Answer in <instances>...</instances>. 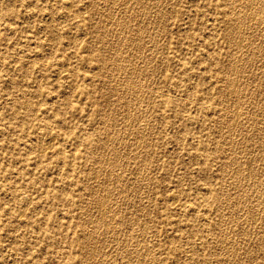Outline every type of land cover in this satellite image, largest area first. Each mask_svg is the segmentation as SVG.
Instances as JSON below:
<instances>
[{"label": "rangeland", "instance_id": "rangeland-1", "mask_svg": "<svg viewBox=\"0 0 264 264\" xmlns=\"http://www.w3.org/2000/svg\"><path fill=\"white\" fill-rule=\"evenodd\" d=\"M11 1L0 0V8H2L4 4L7 5L8 8L6 12L0 14V264H227V262L228 264H264V163L261 162V160H264V126H262L264 125V119L262 120L261 118V115H264V108L262 109V107H264V51L262 52V50H264V34L262 33L264 31V25H262L264 22V15H261L264 11V7L262 8L264 3L263 5L261 3L264 2V0H260V2L259 0H247L248 2L243 0H234L235 2H233V0H157L155 2L153 0H150L151 2L149 0H143V4H145L146 7L149 6L147 9L149 11L152 9L147 13L143 12V10L137 6L139 3H137L136 0H127L128 2L126 1V3L125 0H119L118 2L116 0H104V2L103 0H70V3H68L69 0ZM105 2L110 4L109 8L111 7L113 9L116 7V9H113L115 12L110 8V13L113 12V14H109L110 9L108 8V3L106 4ZM133 2L136 3L134 4ZM152 2L153 4H151ZM58 3H60V6ZM146 3L149 5L147 6ZM10 4L12 5L11 7ZM132 4L133 6L131 7ZM154 4L155 8L153 7ZM62 5L64 6L62 7ZM128 5L129 11L127 10ZM244 6H246L245 9ZM159 7L160 9H158ZM234 7L237 8L235 9ZM65 8L67 9L65 10ZM121 8L123 9L122 14ZM162 8L164 10H161ZM130 9H133L134 14L138 16L135 15L134 17V15H132L133 11L130 12ZM156 9L158 11H156ZM252 9L255 10V12H252ZM257 9L259 10L257 11ZM118 10L120 11L118 12ZM240 10H245L247 14ZM260 10L263 11H261L259 15ZM164 13L167 14L165 15L167 16L166 18L163 15ZM13 14L16 15L14 16ZM142 14H145L146 20ZM148 14L150 15L148 16ZM235 14L239 16V18H237L239 21H236L235 18L237 15ZM71 15H73L72 18ZM114 15L118 16V19L114 17ZM158 15L164 19L162 27L154 24L155 19H157L158 22L160 21ZM241 15L242 18H240ZM52 16H55L54 19ZM126 16L128 18L130 17V20H128V18L125 19L132 28L130 26L129 28L127 25L126 28H124L125 30L122 28L123 32L120 30L121 26L119 23L120 20L124 19L123 17ZM115 18L120 20L117 21ZM137 18H139V20H137ZM149 18L150 21L151 19H153V21L150 22ZM57 19L58 21L60 19V21L58 22ZM91 19L95 20L92 21ZM234 20L236 22H234ZM242 20L243 22L247 21V23H243ZM104 21H106V23ZM164 21L168 23L166 24ZM130 22H133L132 24L134 25H131ZM158 22L155 21V23ZM38 23L41 24L38 25ZM252 23H258V25ZM259 23L262 24L260 25ZM3 24L5 26H3ZM104 25L108 28L106 29ZM140 25L144 26L145 30L143 31L146 32L147 29V32H142L140 36H137L136 29ZM236 25L238 26L236 27ZM111 26H114L118 31L113 28L111 29ZM148 26H150L149 29L151 33L148 32ZM157 26L160 27V30ZM156 27L157 29H154ZM208 27L211 29H208ZM253 27L255 28L254 30ZM235 28L238 29L236 30ZM133 29H135V31ZM126 30L130 32H126ZM162 30H164V33ZM232 30L234 32H232ZM255 30L258 33H256ZM252 31L253 33H251ZM58 33L60 35H58ZM76 33L79 35L77 36ZM152 33L155 35H152ZM234 33L236 34L234 35ZM240 33L243 34L241 37L246 35L245 38L243 37L244 40L240 37ZM112 34L115 35L112 36ZM118 34L121 36L123 34L122 38H124L125 35V38L128 36L126 39L128 40L127 47L131 45V50L132 47L135 46L133 43H140L141 49H139V52H142V55L136 51L138 49L134 47V58L130 56L132 53L131 50H128L130 47L125 48L126 45H123V47L117 46L118 48H116L118 41L121 39V36L119 35L118 37ZM259 34L262 37L258 36ZM156 35L157 37L154 38L155 40H152V37ZM247 35L250 37H247ZM80 36L82 38H79ZM110 37H113L111 38L112 40ZM129 37L131 38L129 39ZM43 38L46 41L43 40ZM157 38H159L158 41ZM235 38H237L238 41ZM251 38L254 40L252 39V41L249 42L248 40H251ZM76 39H78V43ZM147 39L152 41H148ZM228 39L232 41H230V44ZM112 41L115 44H112ZM153 41H155V43L157 42L156 46ZM245 41L247 44H250L247 45ZM253 41L256 43H253ZM149 42L150 44H148ZM152 43L157 48L153 47ZM228 44L230 46H228ZM237 44H239L238 46H240V48H238ZM257 45L258 50L254 47H257ZM248 46H250L249 49L247 48ZM251 46L254 47L252 49L258 51V54L255 50H251L253 54H251V51V53L249 51L247 52V50L251 49ZM98 47L100 48L98 49ZM145 47L148 49L150 48V52ZM134 49L136 53L138 52L137 55L136 53L134 54ZM241 50H243V52ZM115 51L119 52L116 54ZM145 51H148V56H143V53L147 54ZM230 51L233 53L235 51L236 55L233 53L231 55ZM259 52L261 53L259 54ZM120 53H123L121 54L122 56L118 55ZM242 53H247V55L245 54L246 57H244ZM110 55L111 57L109 59L108 56ZM206 55L207 57H205ZM117 56L118 58L122 57L125 61L122 63L123 59L119 58L118 60ZM145 57L150 64H145ZM237 57L238 59H235ZM249 58L251 60H249ZM126 59H128L130 63ZM139 59L142 62L139 61L138 63ZM254 59L256 61H254ZM237 60L238 62H236ZM116 61L118 63H116ZM131 61H134V63ZM249 61H252V66ZM240 62L242 64H240ZM113 63H116L114 64L116 67H113ZM121 63L127 68L121 65ZM131 63L135 64V66H131ZM140 63L143 64L141 65ZM253 64H256V66ZM260 64H263L262 67ZM120 65L122 68L124 67V70L128 69V67L130 70L124 72L122 71L123 69L120 70ZM241 66H243V68ZM47 67L50 69H47ZM137 67H141L143 70L145 67V71H149L151 75L153 74L154 77L155 75L158 77L154 78L151 75L149 77L147 75H142L140 76L142 77L141 79L136 75L139 69ZM248 67L250 69L252 68L250 72ZM148 68L151 69L149 70ZM158 68L159 71L157 70ZM228 68H231L232 71L228 70ZM244 68L248 70H244ZM254 68L256 70L258 69V72H256ZM64 69H66V71ZM156 70L157 73L155 74ZM241 71H245L243 72V76L246 74L245 78L242 76ZM57 72L58 74H56ZM126 72L129 73V76ZM253 72L256 74L261 73L260 76L259 74L256 76H259V79L255 77L256 80H260L261 82L258 83V81L254 80L253 76H255V74ZM4 73L7 76L4 75ZM121 73L127 76L126 79L124 75V77H122ZM133 75L136 76L134 77ZM110 76L113 77L111 78ZM132 77L135 79L133 78L132 80ZM122 78L125 81L122 80ZM260 78H262V80ZM56 80L57 82H55ZM131 80L136 85L131 86ZM140 80H142L141 83L139 82ZM243 81H247V83ZM120 82H122V84ZM124 83L129 85L128 89L130 90L133 88L140 90H136L137 92L135 93L137 94L133 91L129 94L127 91L130 92V90L127 89V84ZM233 83L236 85L233 86ZM256 83L258 84L256 85ZM84 85H90V94L83 91L82 86ZM238 85H240V90H238ZM137 86L142 87L140 88ZM249 86H251V88L253 87V89L250 88L249 90ZM260 87H262L261 89L263 92L259 89ZM143 88L146 90H143ZM247 89L248 91L242 93L243 90ZM258 90H260L262 94ZM38 91H40L38 93L39 95H36ZM254 91H256V93H254ZM41 92H43V94ZM44 93H47V95ZM118 94L120 96H118ZM225 94L228 97H225ZM134 95H137V97L135 96L134 98ZM247 95L249 96L247 97ZM138 96H140L139 99ZM239 96L243 98L241 99ZM116 97L118 99L117 101H115ZM132 97L134 99H132ZM231 97H234V99H231ZM123 98H125V102ZM27 99L33 107V111L30 113L26 112L25 108L21 105L22 102ZM121 99L122 101H120ZM142 99L146 100L143 101ZM232 100L234 101L232 102ZM241 100H247V103ZM109 101L110 106L112 105L111 107H109ZM133 101H135L136 104ZM137 101L141 103H137ZM111 102L116 103L113 104ZM118 102H120V104H117ZM236 102L239 103L237 104ZM130 104L132 105V109ZM106 105H108L109 110H114L111 112L108 111ZM120 105L122 107L124 106L126 109L124 110V107L122 108ZM241 105L244 106V108ZM254 106L259 111H257ZM97 108H100L101 111H97ZM119 108H121V111ZM140 108H142V110ZM250 109H253L255 114L253 110ZM122 110L126 112L124 113ZM57 111L59 116L56 115ZM142 111H144L143 114ZM110 113L113 115L112 118L111 115L109 116ZM144 113L148 115L147 118ZM235 113L239 115L237 114L235 117ZM117 114L118 116L119 114L122 116L117 119ZM253 115L255 116L253 117ZM124 116L127 118L122 119ZM139 116H141V119ZM229 116H232L231 119H233L228 120L230 118ZM114 117L116 119H114ZM109 118H111V120ZM130 120H132V122ZM138 120H140V122ZM22 121H25L24 126ZM232 121H235L236 124ZM122 122L123 124H121ZM130 123L132 124L131 126L129 125ZM242 125L244 126L242 127ZM258 125L260 127H258ZM105 126H108V128ZM116 126L122 127L116 128ZM110 128H112L111 132ZM119 129H122L120 134ZM126 129H129L128 132ZM246 129H249L247 130L248 132L245 131ZM54 130L55 132H52ZM101 131L103 134H101ZM107 131H109V133ZM1 133L4 136H1ZM140 133H142V137L139 135ZM254 134H256L257 137ZM106 137L108 138L107 141L104 139ZM242 137L243 139H241ZM112 138H114V140ZM132 138L134 139L132 140ZM49 139H54L51 140L52 142L50 141L51 145L53 143L52 146L50 145L52 148L48 146L47 142ZM252 140H255L254 143ZM260 140L262 143H260ZM239 141L240 143L243 142L240 144ZM116 142L117 145L115 144ZM139 143L141 145H139ZM180 143L183 145L182 147ZM26 144H28V146ZM136 144L139 146L137 147ZM259 145H261V147ZM114 146H116V149ZM256 146L258 147L256 148ZM118 147L121 149H118ZM49 148L51 150H49ZM60 150L61 152L58 154ZM109 150H111L112 153H109ZM256 151L257 154L259 153L257 155V157L259 156L258 158L255 156ZM245 152L246 155H244ZM115 153H119L117 154L118 157ZM110 154L113 155H111L113 158ZM60 156H62V158H60ZM107 165H109V167ZM260 170L261 173L259 174ZM116 172H118L117 175ZM93 176L96 178H93ZM110 177L111 180L109 179ZM119 182H121V184ZM233 182H236V184ZM242 183L244 186H242ZM261 183L262 185H260ZM100 185L103 187H98ZM105 185L108 186V188ZM253 185L254 187L252 188L251 186ZM114 188L115 190H113ZM123 188L124 190H122ZM105 191L108 192L106 193ZM250 191L252 193H250ZM114 192H116V195H113ZM105 196L107 202L103 201L105 200ZM116 196L118 200H116ZM121 196H123L122 199ZM172 198L177 199L174 202ZM98 200L100 201V205L104 202L105 204L101 206L98 205ZM125 200H127V203ZM188 201L189 203H185ZM111 203L115 204L112 205ZM236 203L238 205H236ZM250 204L252 205L250 206ZM18 205H20L19 208ZM95 205L96 208L92 210V207H95ZM119 205H121V207ZM131 205L132 207L130 208ZM122 209H125L123 211L124 213ZM100 211L102 213H100ZM116 212H118V214L112 216V214H116ZM20 214L22 216L19 217ZM238 215L241 217L239 218ZM254 216L258 217L254 219ZM101 217H103L102 220ZM116 219L118 225H116L117 223H114L115 225L112 224ZM221 222L224 223L221 224ZM122 223L123 225L125 224L124 227H122ZM109 224H111L110 227ZM104 225H107V227ZM110 228L113 230L111 231ZM118 228L120 230H118ZM122 228H125V230L123 231ZM235 240L237 241L234 242ZM238 242L240 243L238 244ZM137 244L139 245L137 246ZM91 250L93 253H91ZM124 251L125 253L122 254ZM14 252L16 253L15 255ZM145 252L146 254H144ZM89 257L92 258L89 260Z\"/></svg>", "mask_w": 264, "mask_h": 264}, {"label": "bare ground", "instance_id": "bare-ground-1", "mask_svg": "<svg viewBox=\"0 0 264 264\" xmlns=\"http://www.w3.org/2000/svg\"><path fill=\"white\" fill-rule=\"evenodd\" d=\"M10 1H11V0H10ZM65 1H66V0H65ZM65 1H64V2H65ZM101 1H102V0H101ZM116 1L118 2L119 0H116ZM116 1H115V2H116ZM121 1H122V0H121ZM121 1H120V3H121ZM126 1H127V0H125V3H126ZM128 1H129V0H128ZM128 1H127V2H128ZM132 1H133V0H132ZM132 1H131V3H132ZM134 1H135V0H134ZM136 1H137V3H139L138 5H137V4H136V5L139 6V7L143 10V12L147 13V12H150V11L152 10V9H151V10L149 11V10L147 9V8L149 7V6H148L149 4H147L148 2L146 3V5H147L148 7H146L145 4H143V3H144L143 0H136ZM144 1H145V0H144ZM147 1H148V0H147ZM149 1H150V0H149ZM151 1H152V0H151ZM151 1H150V2H151ZM153 1L155 2V1H157V0H153ZM168 1H169V0H168ZM243 1H247V0H243ZM249 1H250V0H249ZM251 1H252V0H251ZM255 1H256V0H255ZM257 1H258V0H257ZM11 2H12V1H11ZM45 2H46V1H45ZM60 2H61V1H60ZM67 2H68V1H67ZM103 2H104V0H103ZM113 2H114V1H113ZM195 2H196V1H195ZM209 2H210V1H209ZM233 2H235V1L233 0ZM233 2H232V4H233ZM247 2H248V1H247ZM259 2H260V0H259ZM17 3H18V2H17ZM19 3H20V2H19ZM68 3H70V0H69ZM105 3H106V2H105ZM107 3H108V2H107ZM107 3H106V4H107ZM133 3L135 4L136 2H133ZM156 3H157V2H156ZM156 3H155V4H156ZM158 3H159V2H158ZM160 3H161V2H160ZM163 3H164V1H163ZM168 3H169V2H168ZM171 3H172V2H171ZM230 3H231V2H230ZM230 3H229V4H230ZM243 3H244V2H243ZM249 3H250V2H249ZM263 3H264V2H262L261 4L263 5ZM58 4H59V6H60V3H58ZM61 4H62V3H61ZM63 4H64V3H63ZM66 4H67V3H66ZM93 4H94V3H93ZM151 4H153V2H152ZM155 4H154V6H153L154 8H155ZM238 4H239V3H238ZM247 4H248V3H247ZM250 4H251V3H250ZM254 4H255V2H254ZM261 4H260V5H261ZM42 5H43V4H42ZM71 5H72V4H71ZM71 5H70V6H71ZM97 5H98V3H97ZM107 5H108V8H109V5H110V4L108 3ZM159 5H160V4H159ZM161 5H163V4H161ZM230 5H231V4H230ZM248 5H249V4H248ZM248 5H246V6H248ZM262 5H261V6H262ZM1 6H2V4H1ZM11 6H12V5L10 4V7H11ZM59 6H58V8L60 9ZM63 6H64V5H62V7H63ZM77 6H78V5H77ZM105 6H106V5H105ZM132 6H133V4L131 5V7H132ZM137 6H135V7H137ZM238 6H239V5H238ZM242 6H243V5H242ZM246 6H244V9H245ZM261 6H260V7H261ZM18 7H19V6H18ZM54 7H55V6H54ZM65 7H66V5H65ZM71 7H72V6H71ZM71 7H70V8H71ZM81 7H82V6H81ZM95 7H96V6H95ZM128 7H129V5L127 6V10L129 9ZM150 7H152V6H150ZM156 7H157V4H156ZM160 7H161V6H160ZM160 7H159L158 9H160ZM254 7H255V6H254ZM257 7H258V4H257ZM263 7H264V6H262V8H263ZM12 8H13V7H12ZM110 8H111V7H110ZM110 8H109V9H110ZM122 8H123V6H122ZM122 8H121V9H122ZM124 8H125V7H124ZM165 8H166V7H165ZM232 8H233V7H232ZM234 8H235V7H234ZM236 8H237V7H236ZM236 8H235V9H236ZM241 8H242V7H241ZM241 8H240V9H241ZM7 9H8V8H7V5L4 4V5L2 6V8H0V14L6 12ZM31 9H32V8H31ZM53 9H54V8H53ZM59 9H58V10H59ZM63 9H64V8H63ZM63 9H62V10H63ZM66 9H67V8H65V10H66ZM99 9H100V8H99ZM111 9H112V8H111ZM111 9L109 10V14H113V12H115V11H113V9H116V7L113 8V9H112L113 12L110 13ZM121 9H120V10H121ZM133 9H134V8H133ZM133 9H130V12L133 11ZM141 9H139V10H141ZM238 9H239V7H238ZM255 9H256V7H255ZM259 9H260V8H259ZM259 9H257V11H258ZM60 10H61V9H60ZM80 10H82V9H80ZM97 10H98V8H97ZM120 10H118V12H119ZM161 10H164V9L162 8ZM172 10H173V9H172ZM250 10H251V7H250ZM252 10H253V9H252ZM67 11H68V10H67ZM116 11H117V10H116ZM128 11H129V10H128ZM128 11H127V12H128ZM136 11L138 12L137 9H136ZM136 11H135V12H136ZM153 11H154V10H153ZM153 11H152V12H153ZM156 11H158V10L156 9ZM156 11H155V12H156ZM240 11H241V10H240ZM242 11H244V13L246 12L245 10H242ZM242 11H241V12H242ZM248 11H249V10H248ZM261 11H263V10H260V11H259V15H260V12H261ZM107 12H108V11H107ZM107 12H106V13H107ZM122 12H123V9H122V11H121V14H122ZM125 12H126V11H125ZM127 12H126V13H127ZM152 12H151V13H152ZM234 12H235V10H234ZM252 12H255V10H253ZM28 13H29V11H28ZM58 13H59V12H58ZM96 13H97V12H96ZM99 13H100V12H99ZM101 13H102V12H101ZM104 13H105V12H104ZM126 13H125V14H126ZM128 13H129V12H128ZM140 13H142V12H140ZM140 13H139V14H140ZM156 13H158V12H156ZM160 13H161V11H160ZM160 13H159V15H160ZM167 13H168V12H167ZM232 13H233V12H232ZM232 13H231V14H232ZM239 13H240V12H239ZM239 13H237V14H239ZM249 13H250V12H249ZM63 14H64V13H63ZM73 14H74V13H73ZM152 14H153V13H152ZM152 14H151V16H152ZM227 14H228V13H227ZM237 14H235V15H237ZM240 14H241V13H240ZM245 14H247V12H246ZM245 14H244V15H245ZM252 14H253V13H252ZM255 14H256V13H255ZM13 15L15 16L16 14H13ZM69 15H70V14H69ZM132 15H134V17H135V15L138 16L137 14H134V11H133ZM132 15H131V18H132ZM144 15H145V14H144ZM144 15L142 14V16H144ZM146 15H147V14H146ZM149 15H150V14H148V16H149ZM153 15H154V14H153ZM155 15H157V14H155ZM159 15H158V19H160L159 22H158L157 19H155V18L153 17V18L155 19V20H154V24H157L158 26L162 27V24H163V20H164V19H162V17H159ZM163 15L165 16V15H167V14L164 13ZM163 15H161V16H163ZM228 15H229V14H228ZM232 15H233V14H232ZM242 15H243V14H242ZM242 15H241L240 18H242ZM248 15H249V14H248ZM261 15H262V16L264 15V11H263V13H261ZM72 16H73V15H71V18H72ZM96 16H97V15H96ZM106 16H107V15H106ZM112 16H113V15H112ZM122 16H123V15H122ZM124 16H125V15H124ZM142 16H141V17H142ZM213 16H214V15H213ZM237 16H238V15H237ZM237 16H236V18H235V17H234V18L236 19V21H239V19L237 20V18H239V16H238V17H237ZM30 17H31V16H30ZM52 17H53V16H52ZM54 17H55V16H54ZM54 17H53V19H54ZM107 17H108V16H107ZM114 17H117V19H118V16H115V15H114ZM114 17H113V18H114ZM120 17H121V15H120ZM120 17H119V18H120ZM134 17H133V18H134ZM144 17H145V16H144ZM166 17H167V16H165V18H166ZM243 17H244V16H243ZM251 17H252V15H251ZM0 18H1V17H0ZM65 18H66V17H65ZM113 18H111V19H113ZM123 18H124V19H121V20L119 19V20H120V23L117 22V23H119L120 26H121V29H120L121 31H123L122 28H123V29L126 28L127 25H128V27L130 26V25L128 24L129 22L127 23V21H126V19H127L128 17L126 16V17H123ZM125 18H126V19H125ZM129 18H130V17H129ZM129 18H128V20H130ZM139 18H140V17H139ZM139 18H137V20H139ZM169 18H171V17H169ZM175 18H176V17H175ZM193 18H194V17H193ZM249 18H250V15H249ZM260 18H261V17H260ZM32 19H33V17H32ZM97 19H98V18H97ZM105 19H106V18H105ZM108 19H109V18H108ZM115 19H116V18H115ZM117 19H116V20H117ZM231 19H232V18H231ZM244 19H245V18H244ZM253 19H254V18H253ZM263 19H264V18H263ZM0 20H1V19H0ZM3 20H4V19H3ZM33 20H34V19H33ZM73 20H74V19H73ZM73 20H72V21H73ZM91 20H92V19H91ZM94 20H95V19H94ZM94 20H92V21H94ZM116 20H115V22H116ZM119 20H117V21H119ZM131 20H132V19H131ZM145 20H146V17H145ZM174 20H175V19H174ZM261 20H262V18H261ZM40 21H41V20H40ZM57 21H58V19H57ZM59 21H60V19H59ZM59 21H58V22H59ZM63 21H64V20H63ZM72 21H71V22H72ZM106 21H107V20H106ZM106 21H104V22L106 23ZM132 21H133V20H132ZM143 21H144V20H143ZM149 21H150V18H149ZM151 21H153V19H151ZM151 21H150V22H151ZM155 21L158 22V23H155ZM171 21H172V19H171ZM236 21L234 20V22H236ZM249 21L251 22L250 19H249ZM0 22H1V21H0ZM107 22H108V21H107ZM164 22H165V21H164ZM242 22H243V20H242ZM242 22H241V23H242ZM244 22L247 23V21H244ZM244 22H243V23H244ZM256 22H257V21H256ZM262 22H263V21H262ZM52 23H53V22H52ZM92 23H93V22H92ZM130 23H131V25H134V24H132L133 22H130ZM146 23H147V21H146ZM152 23H153V22H152ZM165 23L167 24L168 22H165ZM237 23H238V22H237ZM243 23H242V24H243ZM246 23H245V24H246ZM10 24H11V22H10ZM32 24H33V23H32ZM39 24H41V23H38V25H39ZM44 24H45V23H44ZM58 24H59V23H58ZM81 24H82V22H81ZM95 24H96V23H95ZM110 24H111V20H110ZM119 24H117V25H119ZM135 24H136V22H135ZM138 24H139V23H138ZM149 24H150V23H149ZM213 24H214V23H213ZM232 24H233V23H232ZM238 24H239V23H238ZM242 24H240V25H242ZM248 24H249V22H248ZM252 24H257V25H258V23H252ZM259 24H260V23H259ZM261 24H262V23H261ZM261 24H260V25H261ZM24 25H25V24H24ZM74 25H75V23H74ZM100 25H101V24H100ZM151 25H153V24H151ZM203 25H204V24H203ZM262 25H264V22H263ZM3 26H5V25L3 24ZM58 26H59V25H58ZM66 26H67V25H66ZM114 26H116V25H114ZM114 26H113V27L111 26V29H112V28H113V29H116V28H114ZM120 26H119V28H120ZM153 26H154V25H153ZM158 26H157V27H158ZM175 26H176V25H175ZM207 26H208V25H207ZM237 26H238V25H236V27H237ZM245 26H246V25H245ZM253 26H254V25H253ZM9 27H10V26H9ZM23 27H24V26H23ZM29 27H30V26H29ZM104 27H105V25H104ZM130 27H131V26H130ZM130 27H129V28H130ZM149 27H150V26H148V30H149L148 32L151 33V30L149 29ZM157 27L154 28V29H157ZM160 27H158L159 30H160ZM165 27H166V26H165ZM230 27H231V26H230ZM247 27H248V25H247ZM251 27H252V26H251ZM251 27H250V28H251ZM257 27H258V26H257ZM263 27H264V26H263ZM263 27H262V28H263ZM7 28H8V27H7ZM19 28H20V27H19ZM76 28H77V27H76ZM97 28H98V27H97ZM99 28H100V27H99ZM105 28H106V27H105ZM107 28H108V27H107ZM107 28H106V29H107ZM119 28H118V29H119ZM131 28H132V27H131ZM133 28H134V27H133ZM202 28H203V27H202ZM209 28H210V27H208V29H209ZM233 28H234V27H233ZM240 28H241V27H240ZM242 28H244V27H242ZM3 29H4V28H3ZM59 29H60V26H59ZM64 29H65V28H64ZM64 29H63V31H64ZM77 29H78V28H77ZM135 29H136V28H135ZM135 29H133V30L135 31ZM163 29H165V28H163ZM210 29H211V28H210ZM235 29H236V28H235ZM237 29H238V28H237ZM237 29H236V30H237ZM244 29H245V28H244ZM254 29H255V28L253 27V30H254ZM260 29H261V28H260ZM263 29H264V28H263ZM11 30H12V28H11ZM20 30H21V29H20ZM22 30H23V29H22ZM103 30H104V29H103ZM116 30H117V29H116ZM124 30H125V29H124ZM129 30H130V29H129ZM143 30H145V29H144V26H142V25L138 26L137 29H136V35H137V36H140V33H142V32H143V33H146V32H147V29H146V32H144ZM168 30H169V29H168ZM233 30H234V29H233ZM233 30H232V32H234ZM239 30H240V29H239ZM239 30H238V31H239ZM242 30H243V29H242ZM242 30H241V31H242ZM249 30H250V29H249ZM249 30H248V34H249ZM251 30H252V28H251ZM257 30H258V29H257ZM261 30H262V29H261ZM12 31H13V30H12ZM12 31H11V32H12ZM84 31H85V30H84ZM84 31H83V32H84ZM111 31H113V30H111ZM117 31H118V30H117ZM121 31H119V32H121ZM165 31H166V30H165ZM186 31H187V29H186ZM210 31H213V30H210ZM221 31H222V30H221ZM229 31H230V30H229ZM243 31H244V30H243ZM71 32H72V31H71ZM77 32H78V31H77ZM109 32H110V31H109ZM123 32H124V31H123ZM123 32H121V33H123ZM126 32H130V31H127V30H126ZM156 32H158V31H156ZM162 32L164 33V30H162ZM215 32H216V31H215ZM223 32H224V31H223ZM226 32H227V31H226ZM232 32H231V33H232ZM255 32L258 33L256 30H255ZM260 32H262V31H260ZM13 33H14V32H13ZM81 33H82V32H81ZM85 33H87V32H85ZM85 33H84V34H85ZM112 33H113V32H112ZM132 33H133V31H132ZM134 33H135V32H134ZM153 33H154V32H153ZM153 33H152V35H155V34H153ZM231 33H230V34H231ZM237 33H238V32H237ZM242 33H243V32H242ZM251 33H253V31H252ZM262 33L264 34V31H263ZM9 34H10V33H9ZM40 34H41V33H40ZM76 34H77V33H76ZM105 34H106V32H105ZM126 34H127V33H126ZM156 34H158V33H156ZM182 34H183V33H182ZM217 34H218V33H217ZM228 34H229V33H228ZM232 34H233V33H232ZM235 34H236V33H234V35H235ZM11 35H12V34H11ZM31 35H32V34H31ZM58 35H60V34L58 33ZM78 35H79V34H77V36H78ZM100 35H101V34H100ZM114 35H115V34H112V36H114ZM119 35H120V34H118V37H119ZM132 35H133V34H132ZM136 35H135V36H136ZM147 35H148V33H147ZM150 35H151V34H150ZM159 35H160V34H159ZM159 35H158V37H159ZM161 35H162V34H161ZM214 35H215V34H214ZM214 35H213V36H214ZM241 35H243V34L240 33V37H241ZM244 35H245V34H244ZM253 35H254V34H253ZM9 36H10V35H9ZM9 36H8V37H9ZM36 36H38V35H36ZM39 36H40V35H39ZM74 36H75V35H74ZM77 36H76V37H77ZM110 36H111V34H110ZM120 36H121V35H120ZM125 36H126V35H125ZM125 36H124V38H122V37H123V34H122L121 39L118 41V44L116 45V48H118L119 46L123 47V45H126L125 48H128V47L131 46L130 43H133V42H130V43H129L130 46L127 47L128 40H126V39L128 38V36H127V38H125ZM144 36H145V34H144ZM229 36H230V35H229ZM237 36H238V34H237ZM245 36H246V35H245ZM245 36H243V37L245 38ZM251 36H252V35H251ZM254 36H255V35H254ZM254 36H253V37H254ZM258 36H261V35L259 34ZM258 36L256 35V38H257V39H258ZM8 37H7V38H8ZM32 37H34V36H32ZM40 37H41V36H40ZM156 37H157V35H156L155 37L153 36V37H152V40H153L154 38H156ZM161 37H162V36H161ZM210 37H211V36H210ZM214 37H215V36H214ZM217 37H218V36H217ZM243 37H241V38H243ZM247 37H250V36L247 35ZM261 37H262V36H261ZM263 37H264V35H263ZM34 38H35V37H34ZM46 38H47V37H46ZM79 38H82V37L80 36ZM95 38H96V37H95ZM111 38H113V37H110V39H111ZM130 38H131V37H129V39H130ZM132 38H133V36H132ZM134 38H135V37H134ZM143 38H144V37H143ZM143 38H142V39H143ZM159 38H160V37H159ZM159 38H157V41H158ZM241 38H240V39H241ZM244 38H243V40H244ZM256 38H255V39H256ZM40 39H41V38H40ZM104 39H105V38H104ZM110 39H109V40H110ZM139 39H141V38H139ZM150 39H151V37H150ZM150 39H149V40H150ZM164 39H165V37H164ZM213 39H214V38H213ZM230 39H231V37H230ZM230 39H228V40H229V41H228L229 44L232 42ZM233 39H234V38H233ZM235 39L238 41L237 38H235ZM252 39H253V38H251V40H250V39H249V40L247 39V40L250 42V41H252ZM32 40H33V39H32ZM37 40H38V37H37ZM43 40H45V39L43 38ZM69 40H70V39H69ZM77 40H78V39H76V42H77ZM80 40H81V39H80ZM88 40H89V39H88ZM102 40H103V39H102ZM107 40H108V38H107ZM111 40H112V39H111ZM111 40H110V42H111ZM117 40H118V38H117ZM132 40H133V39H132ZM132 40H130V41H132ZM137 40H138V39H137ZM147 40H148V39H147ZM149 40H148V41H149ZM152 40H150V41H152ZM154 40H155V39H154ZM165 40H166V39H165ZM203 40H204V39H203ZM243 40H242V42H243ZM247 40H246V41H247ZM253 40H254V39H253ZM263 40H264V39H263ZM10 41H11V40H10ZM25 41H26V40H25ZM38 41H39V40H38ZM45 41H46V40H45ZM47 41H48V40H47ZM113 41H114V40H113ZM113 41H112V44H115ZM133 41H135V40H133ZM148 41H147V42H148ZM210 41H212V40H210ZM230 41H231V42H230ZM246 41H245V43H246ZM260 41H261V40H260ZM23 42H24V40H23ZM67 42H68V41H67ZM78 42H79V41H78ZM78 42H77V43H78ZM82 42H83V41H82ZM94 42H95V41H94ZM100 42H101V41H100ZM115 42H116V41H115ZM119 42H120V43H119ZM135 42H137V41H135ZM153 42L155 43V41H153ZM161 42H162V41H161ZM166 42H167V41H166ZM249 42H248V43H249ZM262 42H263V41H262ZM0 43H1V42H0ZM7 43H8V42H7ZM77 43H76V44H77ZM92 43H93V42H92ZM145 43H146V42H145ZM145 43H144V45H145ZM194 43H195V42H194ZM201 43H202V42H201ZM212 43H213V42H212ZM212 43H211V44H212ZM253 43H256V42L253 41ZM257 43H258V42H257ZM263 43H264V42H263ZM8 44H9V43H8ZM73 44H74V43H73ZM108 44H109V43H108ZM108 44H106V45H108ZM134 44H135V46H133V47L136 48V49H138V50H136V51L139 52V49H141V44H140V43H133V45H134ZM148 44H150V42H149ZM152 44H153V43H152ZM156 44H157V42L155 43V46H156ZM162 44H163V43H162ZM229 44H228V46H230ZM239 44H240V43H239ZM239 44H237V46H238ZM246 44H247V43H246ZM249 44H250V43H249ZM249 44H247V45H249ZM20 45H21V44H20ZM26 45H27V43H26ZM77 45H78V44H77ZM104 45H105V44H104ZM144 45H143V46H144ZM207 45H208V43H207ZM213 45H214V43H213ZM232 45H233V44H232ZM254 45H255V44H254ZM261 45H262V43H261ZM3 46H4V45H3ZM30 46H31V45H30ZM48 46H50V45H48ZM52 46H53V45H52ZM59 46H61V45H59ZM70 46H71V45H70ZM110 46H111V45H110ZM114 46H115V45H114ZM117 46H118V47H117ZM152 46L155 47L154 44H153ZM157 46H158V45H157ZM228 46H227V47H228ZM17 47H18V46H17ZM96 47H97V46H96ZM121 47H120V48H121ZM133 47H132V50H131V47H130V49L128 48V50H131V51H132L131 54L128 53V54H130L131 57L133 56ZM164 47H165V46H164ZM232 47H233V46H232ZM235 47H236V46H235ZM243 47H244V45H243ZM243 47H242V49H243ZM249 47H250V46H248L247 48L249 49ZM254 47H255V49L257 48V50H258V45H257V47H256V46H254ZM254 47L251 46V49H250V50H247V52H248V51L250 52L251 50H255V49H252V48H254ZM52 48H53V47H52ZM52 48H51V49H52ZM68 48H69V47H68ZM71 48H72V47H71ZM99 48H100V47H98V49H99ZM105 48H106V47H105ZM105 48H104V49H105ZM112 48H113V45H112ZM112 48H111V49H112ZM114 48H115V47H114ZM142 48H144V47H142ZM145 48H147V47H145ZM155 48H157V47H155ZM160 48H161V47H160ZM228 48H230V47H228ZM236 48H237V47H236ZM238 48H240V46H238ZM263 48H264V47H263ZM25 49H26V48H25ZM56 49H57V48H56ZM65 49H66V48H65ZM102 49H103V47H102ZM147 49H148V48H147ZM151 49H153V48H151ZM259 49H260V48H259ZM116 50H117V49H116ZM121 50H122V49H121ZM124 50H126V49H124ZM149 50H150V48L148 49V51H149ZM157 50H158V49H157ZM165 50H166V49H165ZM230 50H231V49H230ZM233 50H234V49H233ZM243 50H244V49H243ZM243 50H241V51L243 52ZM16 51H17V50H16ZM27 51H28V50H27ZM27 51H26V52H27ZM57 51H58V50H57ZM108 51H109V50H108ZM111 51H112V50H111ZM134 51H135V49H134ZM136 51L134 52V54L136 53ZM141 51H142V50H141ZM148 51H145V52H147V54H144V53H143V56H144V55L148 56V55H149ZM151 51H155V50H151ZM174 51H175V50H174ZM228 51H229V50H228ZM255 51H256V50H255ZM255 51H254V52H255ZM263 51H264V50H262V52H263ZM1 52H2V51H1ZM11 52H12V51H11ZM14 52H15V51H14ZM112 52H113V51H112ZM115 52H116V54H117L119 51H118V52L115 51ZM125 52H126V51H125ZM138 52L136 53V55L138 54ZM149 52H150V51H149ZM157 52H158V51H157ZM162 52H163V51H162ZM230 52H231V51H230ZM244 52H246V51H244ZM251 52H252V53H251ZM251 52H250V53L253 54V51H251ZM29 53H30V52H29ZM42 53H43V52H42ZM44 53H45V52H44ZM139 53H140V52H139ZM154 53H155V52H154ZM165 53H166V52H165ZM194 53H195V52H194ZM232 53H233V52H231L230 54L232 55ZM256 53L258 54V51H256ZM260 53H261V52H259V54H260ZM263 53H264V52H263ZM110 54H112V53H110ZM116 54H115V55H116ZM121 54H123V53H120V54H118V55H121ZM128 54H127V55H128ZM140 54L142 55V52H141ZM150 54H151V53H150ZM167 54H168V53H167ZM205 54H207V53H205ZM230 54H229V56H230ZM233 54H235V51H234ZM242 54H243V53H242ZM242 54H241V55H242ZM245 54L247 55V53H245ZM245 54H243L244 57H246ZM12 55H13V54H12ZM235 55H236V54H235ZM235 55H234V56H235ZM10 56H11V55H10ZM23 56H24V55H23ZM60 56H61V55H60ZM121 56H122V55H121ZM124 56H125V55H124ZM124 56H123V57H124ZM130 56H129V57H130ZM154 56H155V54H154ZM157 56H158V55H157ZM164 56H166V55H164ZM238 56H239V55H238ZM251 56H252V55H251ZM261 56H263V55H261ZM261 56H259V57H261ZM34 57H35V56H34ZM34 57H33V58H34ZM49 57H50V56H49ZM103 57H104V56H103ZM108 57H109V59H110L111 55L108 56ZM126 57H128V56H126ZM136 57H137V56H136ZM136 57H135V58H136ZM141 57H142V56H141ZM205 57H207V55H206ZM230 57H231V56H230ZM235 57H236V56H235ZM239 57H240V56H239ZM241 57H242V56H241ZM247 57H248V56H247ZM255 57H256V55H255ZM21 58H22V57H21ZM53 58H54V57H53ZM60 58H61V57H60ZM117 58H118V56H117ZM119 58H120V57H119ZM119 58H118V60H119ZM121 58H122V57H121ZM121 58H120V59H121ZM133 58H134V56H133ZM145 58H146V57H145ZM150 58H152V57H150ZM155 58H156V57H155ZM228 58H229V57H228ZM263 58H264V57H263ZM25 59H26V58H25ZM27 59H28V58H27ZM106 59H107V58H106ZM112 59H113V58H112ZM122 59H123V58H122ZM128 59H130V58H128ZM128 59H126V60H128ZM140 59H141V58H140ZM140 59L138 60V63H139V61L142 62ZM160 59H161V58H160ZM229 59H230V58H229ZM235 59H238V57L235 58ZM247 59H248V58H247ZM252 59H253V58H252ZM259 59H260V58H259ZM32 60H33V59H32ZM34 60H35V59H34ZM41 60H42V59H41ZM134 60H135V59H134ZM143 60H144V59H143ZM145 60H146L145 64L148 63V62H147L148 59L146 58ZM145 60H144V61H145ZM149 60H152V59H149ZM226 60H227V59H226ZM249 60H251V59L249 58ZM260 60H261V59H260ZM262 60H263V59H262ZM10 61H11V60H10ZM29 61H30V60H29ZM52 61H53V60H52ZM64 61H65V60H64ZM70 61H71V60H70ZM113 61H114V60H113ZM123 61H125V60L123 59V60H122V63H123ZM128 61H129V60H128ZM144 61H143V63H144ZM216 61H217V60H216ZM231 61H232V60H231ZM242 61H243V60H242ZM242 61H241V62H242ZM254 61H256V60L254 59ZM0 62H1V60H0ZM12 62H13V60H12ZM49 62H51V61H49ZM57 62H58V61H57ZM109 62H110V61H109ZM126 62H127V61H126ZM131 62L134 63V61H131ZM151 62H152V61H151ZM205 62H206V61H205ZM229 62H230V61H229ZM234 62H235V61H234ZM236 62H238V60H237ZM241 62H240V64H242ZM249 62H250V61H249ZM251 62H252V61H251ZM251 62H250V65H251ZM41 63H42V62H41ZM55 63H56V62H55ZM110 63H111V62H110ZM116 63H118V62L116 61ZM116 63H113V67H116V66H114V64H116ZM122 63H121V65H123ZM129 63H130V61H129ZM129 63H128V65H129ZM133 63H131V66H133V65L135 66V64H133ZM143 63H140V64L142 65ZM253 63H255V62H253ZM259 63H260V62H259ZM56 64H57V63H56ZM119 64H120V63H119ZM148 64H150V63H148ZM148 64H147V65H148ZM152 64H153V62H152ZM203 64H204V63H203ZM227 64H228V62H227ZM229 64H230V63H229ZM246 64H247V63H246ZM263 64H264V62H263ZM263 64H260L261 67H262ZM12 65H13V64H12ZM32 65H33V63H32ZM49 65H50V64H49ZM69 65H70V64H69ZM121 65H120V66H121ZM126 65H127V63H126ZM147 65H146V66H147ZM248 65H249V63H248ZM253 65L256 66V64H253ZM0 66H1V65H0ZM26 66H27V65H26ZM50 66H51V65H50ZM54 66H55V65H54ZM63 66H64V65H63ZM123 66H124V65H123ZM137 66H138V65H137ZM139 66H140V65H139ZM146 66H145V67H146ZM155 66H156V65H155ZM194 66H195V65H194ZM229 66H230V65H229ZM234 66H235V65H234ZM234 66H233V68H234ZM239 66H240V65H239ZM239 66H238V67H239ZM244 66H245V63H244ZM251 66H252V65H251ZM56 67H57V66H56ZM58 67H59V66H58ZM124 67H126V66H124ZM124 67L122 68V66H121L120 70L123 69L122 71H124V72H125L126 70H130L129 67H128V69L124 70ZM141 67H142V66H141ZM141 67H137V68H139V69L137 70V71H138V74H136V75H138L139 78H141V79H142V77H140V76H142V75H147V76L149 77V76L151 75V72H149V71H145V67H144V70L142 69L143 67H142V68H141ZM230 67H231V66H230ZM241 67L243 68V66H241ZM246 67H247V66H246ZM249 67H250V66H249ZM249 67H248V68H249ZM61 68H62V67H61ZM117 68H118V67H117ZM126 68H127V67H126ZM132 68H133V67H132ZM140 68H141L142 70H141ZM159 68H160V67H159ZM159 68L157 69L158 71H159ZM210 68H211V67H210ZM239 68H240V67H239ZM239 68H237V69H239ZM255 68H256V67H255ZM255 68H254V69H255ZM16 69H17V68H16ZM47 69H50V68L47 67ZM53 69H54V68H53ZM62 69H63V68H62ZM66 69H67V67H66ZM66 69H64V70L66 71ZM108 69H109V68H108ZM148 69H149V68H148ZM150 69H151V68H150ZM150 69H149V70H150ZM152 69H154V68H152ZM240 69H241V68H240ZM245 69H246V68H244V70H245ZM249 69H250V68H249ZM251 69H252V68H251ZM251 69L249 70V72L251 71ZM263 69H264V67H263ZM263 69H262V70H263ZM11 70H12V69H11ZM41 70H42V69H41ZM69 70H70V69H69ZM116 70H117V69H116ZM146 70H147V69H146ZM157 70H156L155 74L157 73ZM228 70H231V68H228ZM246 70H248V69H246ZM255 70H256V69H255ZM257 70H258V69H257ZM257 70H256V72H258ZM262 70H261V71H262ZM57 71H58V70H57ZM59 71H60V70H59ZM133 71H134V70H133ZM154 71H155V70H154ZM154 71H153V72H154ZM231 71H232V70H231ZM231 71H230V72H231ZM236 71H237V70H236ZM261 71H259V72H261ZM45 72H46V71H45ZM109 72H110V71H109ZM117 72H118V71H117ZM129 72H130V71H129ZM213 72H214V71H213ZM241 72H242V76H243V74H244L243 72H245V71H241ZM35 73H36V72H35ZM78 73H79V72H78ZM111 73H112V71H111ZM111 73H110V75H111ZM114 73H115V72H114ZM126 73H128V72H126ZM135 73H136V72H135ZM246 73H247V72H246ZM251 73H252V72H251ZM253 73H254V72H253ZM36 74H37V73H36ZM48 74H49V73H48ZM56 74H58V72H57ZM60 74H61V73H60ZM60 74H59V75H60ZM106 74H107V73H106ZM106 74H105V75H106ZM119 74H120V73H119ZM223 74H224V73H223ZM236 74H238V73H236ZM239 74H241V73H239ZM248 74H249V73H248ZM254 74H255V76H253V77H254V80L259 79V76H260L261 73H258V74H259L258 77H256L258 74H256V73H254ZM4 75H6V74L4 73ZM112 75H113V74H112ZM121 75H122V73H121ZM123 75H124V73H123ZM123 75H122V77L125 76L124 78L126 79L127 76H126V75L123 76ZM136 75H135V76H136ZM245 75H246V74H245ZM245 75L243 76L244 78H245ZM251 75H252V74H251ZM6 76H7V75H6ZM66 76H67V75H66ZM108 76H109V75H108ZM118 76H119V75H118ZM118 76H117V78H118ZM128 76H129V73H128ZM133 76H134V75H133ZM135 76H134V77H135ZM151 76H153V74H152ZM249 76H250V75H249ZM17 77H18V76H17ZM58 77H59V76H58ZM93 77H94V76H93ZM110 77H111V76H110ZM112 77H113V76H112ZM112 77H111V78H112ZM134 77H132V80H133ZM143 77H144V76H143ZM153 77H154V76H153ZM153 77H152V78H153ZM155 77H156V75H155ZM155 77H154V78H155ZM157 77H158V76H157ZM157 77H156V78H157ZM227 77H228V74H227ZM250 77H251V76H250ZM255 77H256V79H255ZM263 77H264V73H263ZM7 78H8V77H7ZM41 78H42V77H41ZM63 78H64V76H63ZM98 78H99V77H98ZM223 78H224V75H223ZM225 78H226V76H225ZM234 78H236V77H234ZM239 78H241V77H239ZM251 78H252V77H251ZM11 79H12V77H11ZM16 79H17V78H16ZM37 79H38V78H37ZM55 79H57V78H55ZM95 79H96V78H95ZM105 79H106V78H105ZM107 79H108V78H107ZM130 79H131V77H130ZM134 79H135V78H134ZM137 79H138V77H137ZM143 79H145V78H143ZM260 79L262 80V78H260ZM8 80H9V79H8ZM109 80H110V79H109ZM119 80H120V79H119ZM122 80H124V79L122 78ZM122 80H120V81H122ZM132 80H131V81H132ZM138 80H139V79H138ZM148 80H149V78H148ZM192 80H193V79H192ZM223 80H224V79H223ZM230 80H231V79H230ZM233 80H234V79H233ZM240 80H241V79H240ZM240 80H239V81H240ZM64 81H65V80H64ZM117 81H118V79H117ZM124 81H125V80H124ZM131 81H130L131 86L136 85V84L133 83V81H132V82H131ZM141 81H142V80H140L139 82L141 83ZM227 81L230 82L229 80H227ZM249 81H250V80H249ZM256 81H258V83L261 82L260 80H256ZM55 82H57V80H56ZM62 82H63V81H62ZM112 82H113V81H112ZM135 82H136V80H135ZM139 82H138V83H139ZM145 82H146V81H145ZM145 82H143V83H145ZM152 82H153V81H152ZM228 82H227V83H228ZM234 82H235V81H234ZM241 82H242V81H241ZM243 82H244V81H243ZM245 82L247 83V81H245ZM245 82H244V83H245ZM10 83H12V82H10ZM10 83H9V84H10ZM32 83H33V82H32ZM32 83H31V84H32ZM118 83H119V82H118ZM120 83L122 84V82H120ZM128 83H129V80H128ZM132 83H133V85H132ZM138 83H137V84H138ZM149 83H150V82H149ZM187 83H188V82H187ZM230 83H232V82H230ZM252 83H255V82H252ZM258 83H256V85H257ZM67 84H68V83H67ZM124 84H127V83H124ZM146 84H147V82H146ZM189 84H190V83H189ZM224 84H226V83H224ZM233 84H234L233 86L236 85L235 83H233ZM241 84H242V83H241ZM249 84L252 85L251 83H249ZM249 84H248V85H249ZM13 85H14V84H13ZM101 85H102V84H101ZM116 85H118V84H116ZM140 85H141V84H140ZM144 85H145V84H144ZM144 85H142V86H144ZM263 85H264V84H263ZM50 86H51V85H50ZM77 86H78V85H77ZM128 86H129V85L127 84V89H128ZM142 86H141V87H142ZM221 86H222V85H221ZM239 86H240V85H238V88H239ZM252 86H253V85H252ZM261 86H262V85H261ZM102 87H103V86H102ZM105 87H106V86H105ZM107 87H108V86H107ZM110 87H112V86H110ZM115 87H116V86H115ZM135 87H136V86H135ZM137 87H140V86H137ZM141 87H140V88H141ZM145 87H146V86H145ZM224 87H225V86H224ZM231 87H232V86H231ZM244 87H245V86H244ZM247 87H248V86H247ZM254 87H255V86H254ZM258 87H259V86H258ZM7 88H8V87H7ZM67 88H68V87H67ZM82 88H83V91H84L85 93L90 94V85H88V86L84 85V86H82ZM118 88H119V87H118ZM121 88H122V87H121ZM123 88H124V87H123ZM227 88H228V87H227ZM232 88H233V87H232ZM250 88H251V86H249V90H250ZM261 88H262V87H260L259 89H261ZM107 89H108V88H107ZM113 89H114V88H113ZM125 89H126V87H125ZM131 89H132V88H131ZM134 89H135V88H133L132 90L128 89V90H130V92L127 91V93L130 94L131 91H133V92L135 93V92H137L136 90H140V89H135V90H134ZM146 89H147V87H146ZM146 89L143 88V90H146ZM191 89H192V88H191ZM230 89H231V88H230ZM251 89H253V87H252ZM119 90H120V89H119ZM119 90H117V91H119ZM143 90H142V91H143ZM154 90H156V89H154ZM225 90H226V89H225ZM238 90H240V88H239ZM263 90H264V89H263ZM111 91H112V90H111ZM122 91H124V90H122ZM150 91H151V90H150ZM156 91H157V90H156ZM156 91H155V92H156ZM228 91H229V90H228ZM230 91H232V90H230ZM233 91H235V90H233ZM244 91H248V89H247V90H243L242 93H244ZM252 91H253V90H252ZM256 91H257V90H256ZM256 91H254V93H256ZM258 91L260 92V90H258ZM261 91H262V89H261ZM39 92H40V91H38V92L36 93V95H39V94H38ZM43 92H45V91H43ZM43 92H41V93L43 94ZM53 92H54V91H53ZM106 92H107V91H106ZM181 92H182V91H181ZM226 92H227V91H226ZM226 92H225V93H226ZM236 92H237V91H236ZM250 92H251V91H250ZM262 92H263V91H262ZM110 93H111V92H110ZM110 93H109V94H110ZM123 93H124V92H123ZM123 93H122V94H123ZM125 93H126V92H125ZM140 93H142V92H140ZM140 93H139V94H140ZM146 93H147V92H146ZM161 93H162V92H161ZM245 93H247V92H245ZM251 93H253V92H251ZM251 93H250V94H251ZM260 93H261V92H260ZM16 94H17V93H16ZM26 94H27V93H26ZM34 94H35V92H34ZM44 94L47 95V93H44ZM56 94H57V93H56ZM120 94H121V92H120ZM132 94H133V93H132ZM135 94H137V93H135ZM150 94H151V93H150ZM162 94H163V93H162ZM164 94H165V93H164ZM230 94H232V93H230ZM247 94H249V93H247ZM257 94H258V93H257ZM261 94H262V93H261ZM261 94H260V95H261ZM46 95H45V96H46ZM48 95H49V93H48ZM60 95H61V94H60ZM111 95H112V94H111ZM114 95H115V93H114ZM114 95H113V96H114ZM123 95H124V94H123ZM123 95H122V96H123ZM151 95H153V94H151ZM154 95H155V94H154ZM165 95H167V94H165ZM228 95H229V94H228ZM234 95H235V94H234ZM252 95H253V94H252ZM53 96H54V95H53ZM78 96H79V95H78ZM118 96H120V95L118 94ZM126 96H128V95H126ZM131 96H132V95H131ZM135 96L137 97V95H134V98H135ZM142 96H143V95H142ZM168 96H169V95H168ZM171 96H172V95H171ZM226 96H227V95L225 94V97H226ZM241 96H242V95H241ZM241 96H239V97L242 99L243 97H241ZM248 96H249V95H247V97H248ZM254 96H255V94H254ZM262 96H263V95H262ZM62 97H63V96H62ZM128 97H129V96H128ZM128 97H127V98H128ZM139 97H140V96H138V99H139ZM177 97H178V96H177ZM227 97H228V96H227ZM245 97H246V96H245ZM18 98H19V97H18ZM20 98H21V97H20ZM24 98H25V97H24ZM111 98H112V97H111ZM111 98H110V99H111ZM118 98H119V97H118ZM134 98L132 97V99H134ZM149 98H150V97H149ZM232 98L234 99V97H231V99H232ZM250 98H251V97H250ZM61 99H62V98H61ZM123 99H124V102H125V101H126L125 98H123ZM162 99H163V98H162ZM223 99H224V97H223ZM246 99H247V98H246ZM114 100H115V99H114ZM117 100H118V99H117V97H116V100H115V101H117ZM130 100H131V97H130ZM130 100H128V101H130ZM142 100L145 101L146 99H142ZM155 100H156V99H155ZM225 100H228V99H225ZM235 100H236V98H235ZM238 100H239V99H238ZM6 101H7V100H6ZM44 101H45V100H44ZM120 101H122V99H121ZM230 101H231V100H230ZM233 101H234V100H232V102H233ZM236 101H237V100H236ZM241 101H244V100H241ZM246 101H247V100H246ZM246 101H244V102H246ZM249 101H250V100H249ZM8 102H9V101H8ZM45 102H46V101H45ZM61 102H62V101H61ZM113 102H114V101H113ZM113 102H111V103H113ZM131 102H132V101H131ZM131 102H130V103H131ZM133 102L135 103V101H133ZM156 102H157V101H156ZM158 102H159V101H158ZM161 102H162V101H161ZM228 102H229V101H228ZM252 102H253V101H252ZM263 102H264V101H263ZM47 103H48V102H47ZM115 103H116V102H115ZM115 103H113V104H115ZM121 103H122V102H121ZM134 103H133V105H134ZM137 103H141V102H138V101H137ZM143 103H144V102H143ZM236 103H237V102H236ZM238 103H239V102H238ZM238 103H237V104H238ZM246 103H247V102H246ZM66 104H67V103H66ZM66 104H65V105H66ZM117 104H120V102H118ZM123 104H124V103H123ZM125 104H126V103H125ZM135 104H136V103H135ZM155 104H156V103H155ZM243 104H244V103H243ZM262 104H263V103H262ZM21 105L25 108L26 112L30 113V112L33 111V107H32V105H31V103L28 101V99L25 100V101H23ZM130 105H131V104H130ZM247 105H248V104H247ZM253 105H254V104H253ZM106 106L108 107V105H106ZM111 106H112V105H111ZM111 106H110V101H109V107H111ZM113 106H114V105H113ZM118 106H119V105H118ZM120 106H121V105H120ZM136 106H137V105H136ZM142 106H143V105H142ZM233 106H234V105H233ZM233 106H232V107H233ZM237 106H238V105H237ZM237 106H236V107H237ZM241 106H242V105H241ZM12 107H13V106H12ZM55 107H56V106H55ZM109 107H108V109H107L108 111L111 112L112 110H114V109L109 110ZM121 107H122V106H121ZM123 107H124V106H123ZM123 107H122V108H123ZM218 107H219V106H218ZM236 107H235V108H236ZM242 107L244 108V106H242ZM246 107H247V106H246ZM254 107H255V106H254ZM256 107H257V105H256ZM256 107H255V109H256ZM260 107H261V106H260ZM101 108H102V107H101ZM127 108H128V107H127ZM129 108H130V107H129ZM135 108H136V107H135ZM135 108H134V109H135ZM148 108H149V107H148ZM247 108H248V107H247ZM263 108H264V107H262V109H263ZM125 109H126V108L124 107V110H125ZM131 109H132V105H131ZM140 109L142 110V108H140ZM158 109H159V108H158ZM160 109H161V108H160ZM222 109H223V108H222ZM233 109H234V108H233ZM236 109H237V108H236ZM236 109H235V110H236ZM245 109H246V108H245ZM99 110H100V108H97V111H99ZM103 110H104V109H103ZM119 110L121 111V108H119ZM137 110H138V109H137ZM143 110H144V109H143ZM145 110H146V109H145ZM235 110H234V111H235ZM237 110H238V109H237ZM246 110H247V109H246ZM250 110H253V109H250ZM256 110H257V109H256ZM260 110H261V109H260ZM3 111H4V110H3ZM21 111H22V110H21ZM100 111H101V110H100ZM105 111H106V110H105ZM129 111H131V110H129ZM139 111H140V110H139ZM155 111H156V109H155ZM229 111H230V110H229ZM234 111H233V112H234ZM257 111H259V110H257ZM261 111H263V110H261ZM261 111H260V112H261ZM103 112H104V111H103ZM103 112H102V115H103ZM122 112H124V111L122 110ZM125 112H126V111H125ZM125 112H124V113H125ZM137 112H138V111H137ZM143 112H144V111H142V114H143ZM235 112H237V111H235ZM243 112H244V110H243ZM248 112H250V111H248ZM248 112H247V113H248ZM260 112H259V114H260ZM263 112H264V111H263ZM49 113H50V112H49ZM99 113H100V112H99ZM107 113H108V112H107ZM115 113H116V112H115ZM119 113H120V112H119ZM127 113H128V111H127ZM253 113L255 114V111H254V110H253ZM253 113H251V114H253ZM130 114H131V113H130ZM136 114H138V113H136ZM147 114H148V113H147ZM237 114H238V113H235V117H236ZM241 114H242V113H241ZM244 114H245V113H244ZM56 115L59 116L58 111L56 112ZM110 115H111V118H112L113 115H112L111 113L109 114V116H110ZM123 115H124V114H123ZM138 115H139V114H138ZM144 115H145L146 118H147L148 115H146L145 113H144ZM238 115H239V114H238ZM249 115H250V114H249ZM249 115H248V116H249ZM106 116H107V114H106ZM117 116H118V114H117ZM117 116H116V117H117ZM120 116H122V115L119 114V116H118L117 119H119ZM125 116H126V115H125ZM125 116L122 117V119L127 118V117H125ZM127 116H128V115H127ZM133 116H134V115H133ZM216 116H217V115H216ZM254 116H255V115H253V117H254ZM261 116H262L261 118H262V120H263V119H264V118H263L264 115L262 114ZM12 117H13V116H12ZM98 117H100V116H98ZM107 117H108V116H107ZM140 117H141V116H139V118H140ZM149 117H150V115H149ZM160 117H161V116H160ZM229 117H230V116H229ZM231 117H232V116H231ZM231 117H230L228 120H230ZM251 117H252V116H251ZM27 118H29V117H27ZM54 118H56V117H54ZM60 118H61V117H60ZM104 118H105V116H104ZM111 118H109V119L111 120ZM136 118H137V117H136ZM136 118H133V119H136ZM139 118H137V119H139ZM220 118H221V117H220ZM246 118H247V117H246ZM257 118H258V117H257ZM101 119H103V118H101ZM107 119H108V118H107ZM114 119H116V118L114 117ZM133 119H132V120H133ZM140 119H141V118H140ZM232 119H233V118H232ZM232 119H231V120H232ZM23 120H25V119H23ZM75 120H76V119H75ZM103 120H105V119H103ZM110 120H109V123H110ZM127 120H128V119H127ZM132 120H130V121L132 122ZM234 120H235V119H234ZM241 120H242V119H241ZM254 120H255V119H254ZM81 121H82V120H81ZM138 121L140 122V120H138ZM236 121H237V120H236ZM245 121H246V120H245ZM247 121H248V119H247ZM258 121H259V120H258ZM260 121H261V120H260ZM26 122H27V121H26ZM111 122H112V121H111ZM128 122H129V121H128ZM136 122H137V121H136ZM232 122L235 123V121H232ZM255 122H256V121H255ZM22 123H23V126H24L25 121H22ZM46 123H49V122H46ZM101 123H102V122H101ZM115 123H116V122H115ZM124 123H125V122H124ZM234 123H232V124H234ZM249 123H250V121H249ZM80 124H81V123H80ZM121 124H123V122H122ZM137 124H139V123H137ZM144 124H145V123H144ZM149 124H150V123H149ZM161 124H163V123H161ZM235 124H236V123H235ZM239 124H241V123H239ZM239 124H238V126H239ZM253 124H254V123H253ZM114 125H115V124H114ZM118 125H120V124H118ZM129 125L131 126L132 124L130 123ZM141 125H142V124H141ZM155 125H156V124H155ZM110 126H112V125H110ZM156 126H157V125H156ZM238 126H237V127H238ZM243 126H244V125H242V127H243ZM245 126H246V125H245ZM249 126H250V125H249ZM251 126H252V125H251ZM260 126H261V124H260ZM260 126L258 125V127H260ZM262 126H264V125H262ZM262 126H261V127H262ZM94 127H95V125H94ZM105 127L108 128V126H105ZM121 127H122V126H121ZM121 127H120V126H119V127L116 126V128H121ZM127 127H128V126H127ZM144 127H146V126H144ZM237 127H236V128H237ZM258 127H257V128H258ZM113 128H114V127H113ZM131 128H132V127H131ZM133 128H134V127H133ZM149 128H150V127H149ZM151 128H152V126H151ZM151 128H150V129H151ZM230 128H231V127H230ZM230 128H229V130H230ZM238 128H239V127H238ZM257 128H256V129H257ZM103 129H104V128H103ZM103 129H102V130H103ZM122 129H123V128H122ZM122 129H121V130H122ZM134 129H135V128H134ZM147 129H148V128H147ZM153 129H155V128H153ZM231 129H232V128H231ZM233 129H234V128H233ZM244 129H245V128H244ZM4 130H5V129H4ZM107 130H108V129H107ZM111 130H112V128H110V132H111ZM114 130H115V129H114ZM114 130H113V131H114ZM121 130L119 129V134H120V131H121ZM126 130H127V132H128L129 129H126ZM130 130H131V129H130ZM139 130H140V129H139ZM145 130H146V129H145ZM247 130H249V129H246L245 131H247ZM252 130H253V127H252ZM260 130H261V128H260ZM263 130H264V129H263ZM105 131H106V130H105ZM193 131H194V130H193ZM241 131H242V130H241ZM253 131H254V130H253ZM255 131H256V130H255ZM258 131H259V129H258ZM258 131H256V132H258ZM50 132H51V131H50ZM52 132H55V130L52 131ZM52 132H51V133H52ZM107 132L109 133V131H107ZM107 132H106V135H107ZM130 132H131V131H130ZM139 132H141V131H139ZM147 132H148V130H147ZM243 132H244V131H243ZM247 132H248V131H247ZM247 132H245V133H247ZM256 132H255V133H256ZM260 132H261V131H260ZM3 133H4V131H3ZM51 133H50V135H51ZM117 133H118V132H117ZM117 133H116V134H117ZM154 133H155V132H154ZM174 133H175V132H174ZM261 133H262V132H261ZM7 134H8V133H7ZM39 134H40V133H39ZM53 134H55V133H53ZM101 134H103L102 131H101ZM123 134H124V133H123ZM241 134H242V133H241ZM257 134H259V133H257ZM113 135H114V134H113ZM139 135L142 137V133H140ZM245 135H247V134H245ZM245 135H244V136H245ZM252 135H253V133H252ZM254 135L256 136V134H254ZM262 135H263V133H262ZM1 136H4V135L1 133ZM101 136H103V135H101ZM108 136H109V135H108ZM108 136H107V137H108ZM146 136H147V134H146ZM160 136H161V135H160ZM241 136H242V135H241ZM248 136H249V135H248ZM41 137H42V136H41ZM107 137L104 138V139H106V141H107V139L109 138V137H108V138H107ZM110 137H111V135H110ZM114 137H115V136H114ZM118 137H119V136H118ZM137 137H138V136H137ZM152 137H153V136H152ZM176 137H177V136H176ZM182 137H183V135H182ZM256 137H257V136H256ZM50 138H51V137H50ZM100 138H101V137H100ZM149 138H150V137H149ZM162 138H163V137H162ZM44 139H45V138H44ZM98 139H99V138H98ZM112 139L114 140V138H112ZM117 139H118V138H117ZM133 139H134V138H132V140H133ZM137 139H138V138H137ZM140 139H141V138H140ZM153 139H154V138H153ZM183 139H184V138H183ZM241 139H243V137H242ZM252 139H253V137H252ZM255 139H256V138H255ZM51 140H54V139H49L48 142L46 141V142L48 143V146H49V147H50V145H51V144H50V141H51ZM100 140H101V139H100ZM261 140H262V137H261ZM261 140H260V143H262ZM106 141H105V143H106ZM116 141H118V140H116ZM122 141H123V140H122ZM125 141H126V140H125ZM149 141H150V139H149ZM194 141H196V140H194ZM244 141H245V139H244ZM248 141H250V140H248ZM254 141H255V140H254ZM254 141L252 140L253 143H254ZM258 141H259V139H258ZM46 142H45V143H46ZM51 142H52V141H51ZM112 142H114V141H112ZM129 142H130V141H129ZM139 142H140V141H139ZM242 142H243V141H242ZM242 142H241V143H242ZM123 143H124V141H123ZM131 143H132V142H131ZM239 143H240V141H239ZM241 143H240V144H241ZM255 143H256V142H255ZM258 143H259V142H258ZM260 143H259V144H260ZM110 144H112V143H110ZM115 144L117 145V142H116ZM180 144H181V143H180ZM26 145L28 146V144H26ZM40 145H41V144H40ZM52 145H53V143H52ZM52 145H51V146H52ZM120 145H121V144H120ZM120 145H119V146H120ZM122 145H123V144H122ZM124 145H126V144H124ZM136 145H137V144H136ZM139 145H141V144L139 143ZM139 145H137V147H138ZM257 145H258V144H257ZM262 145H263V144H262ZM42 146H43V145H42ZM42 146H40V147H42ZM145 146H146V145H145ZM182 146H183V145L181 144V147H182ZM241 146H242V145H241ZM252 146H253V145H252ZM254 146H255V145H254ZM259 146L261 147V145H259ZM25 147H26V146H25ZM31 147H32V146H31ZM44 147H45V146H44ZM102 147H103V146H102ZM102 147H101V148H102ZM105 147H106V146H105ZM115 147H116V146H114V148H115ZM147 147H148V146H147ZM239 147H240V145H239ZM247 147H248V145H247ZM247 147H246V148H247ZM257 147H258V146H256V148H257ZM45 148L48 149L47 147H45ZM50 148H52V147H50ZM50 148H49V150H51ZM121 148H122V146H121ZM121 148L118 147V149H121ZM135 148H136V147H135ZM135 148H134V149H135ZM141 148H142V147H141ZM240 148H241V147H240ZM242 148H243V147H242ZM250 148H251V147H250ZM43 149H44V148H43ZM104 149H105V148H104ZM110 149H111V148H110ZM115 149H116V148H115ZM122 149H123V148H122ZM252 149H253V148H252ZM263 149H264V148H263ZM98 150H99V149H98ZM113 150H114V149H113ZM142 150H143V148H142ZM171 150H172V149H171ZM240 150H241V149H240ZM39 151H40V149H39ZM41 151H42V149H41ZM44 151H45V150H44ZM105 151H106V150H105ZM109 151H110V152H109ZM109 151H108L109 153H112L111 150H109ZM115 151H116V150H115ZM115 151H114V152H115ZM120 151H121V150H120ZM124 151H125V150H124ZM147 151H148V150H147ZM246 151H247V150H246ZM249 151H250V149H249ZM249 151H248V152H249ZM259 151H260V150H259ZM12 152H13V151H12ZM33 152H34V151H33ZM42 152H43V151H42ZM60 152H61V150L58 152V154H59ZM114 152H113V153H114ZM117 152H119V151H117ZM126 152H128V151H126ZM129 152H130V151H129ZM238 152L240 153V151H238ZM242 152L244 153L243 150H242ZM248 152H247V153H248ZM124 153H125V152H124ZM137 153H139V152H137ZM173 153H174V152H173ZM117 154H119V153H117ZM117 154L115 153V155L118 157ZM127 154H128V153H127ZM127 154H126V155H127ZM139 154H141V153H139ZM240 154H242V153H240ZM249 154H250V153H249ZM254 154H255V152H254ZM258 154H259V153H258ZM258 154H257V151H256L255 156L257 157ZM31 155H32V154H31ZM108 155H109V154H108ZM111 155H112V154H110V156H111ZM147 155H148V154H147ZM242 155H243V154H242ZM244 155H246V152H245ZM247 155H248V154H247ZM112 156H113V155H112ZM112 156H111V157H112ZM133 156H134V155H133ZM144 156H145V155H144ZM148 156H149V155H148ZM251 156H252V155H251ZM251 156H250V157H251ZM99 157H100V156H99ZM117 157H116V158H117ZM129 157H130V156H129ZM237 157H238V156H237ZM253 157H254V156H253ZM258 157H259V156H258ZM258 157H257V158H258ZM60 158H62V156H60ZM112 158H113V157H112ZM114 158H115V157H114ZM123 158H124V157H123ZM144 158H145V157H144ZM146 158H147V157H146ZM241 158H242V157H241ZM254 158H255V157H254ZM108 159H109V158H108ZM129 159H130V158H129ZM140 159H141V158H140ZM239 159H240V158H239ZM239 159H238V160H239ZM243 159H244V158H243ZM113 160H114V159H113ZM143 160H144V159H143ZM234 160H235V159H234ZM238 160H237V161H238ZM240 160H242V159H240ZM249 160H250V159H249ZM252 160H253V159H252ZM116 161H117V160H116ZM128 161H129V160H128ZM232 161H233V160H232ZM235 161H236V160H235ZM258 161H259V160H258ZM132 162H133V161H132ZM254 162H255V161H254ZM261 162L264 163V160H263V161L261 160ZM104 163H106V162H104ZM152 163H153V162H152ZM152 163H151V164H152ZM246 163H247V162H246ZM250 163H251V162H250ZM250 163H249V164H250ZM119 164H120V162H119ZM145 164H146V163H145ZM147 164H148V163H147ZM111 165H112V164H111ZM116 165H117V164H116ZM133 165H134V164H133ZM227 165H228V164H227ZM230 165H231V164H230ZM234 165H235V164H234ZM238 165H239V162H238ZM241 165H242V164H241ZM107 166L109 167V165H107ZM128 166H129V165H128ZM253 166H254V165H253ZM253 166H251V167H253ZM22 167H23V166H22ZM112 167H113V166H112ZM115 167H116V166H115ZM146 167H147V166H146ZM237 167H238V166H237ZM237 167H236V169H237ZM241 167H242V166H241ZM135 168H136V167H135ZM139 168H140V166H139ZM247 168H248V167H247ZM247 168H246V169H247ZM13 169H14V168H13ZM105 169H106V168H105ZM113 169H114V168H113ZM116 169H117V167H116ZM118 169H119V168H118ZM240 169H242V168H240ZM240 169H239V170H240ZM253 169H254V168H253ZM253 169H251V170H253ZM20 170H21V169H20ZM103 170H104V169H103ZM109 170H110V169H109ZM120 170H121V169H120ZM237 170H238V169H237ZM237 170H236V171H237ZM104 171H105V170H104ZM110 171H111V170H110ZM110 171H109V173H110ZM126 171H128V170H126ZM221 171H222V169H221ZM243 171H244V170H243ZM245 171H247V170H245ZM121 172H123V171H121ZM240 172H241V171H240ZM262 172H263V171H262ZM117 173H118V172H116V175H117ZM119 173H120V172H119ZM256 173H258V172H256ZM260 173H261V170H260L259 174H260ZM94 174H95V173H94ZM124 174H125V173H124ZM222 174H223V173H222ZM232 174H233V171H232ZM232 174H231V175H232ZM243 174H244V173H243ZM262 174H263V173H262ZM103 175H104V174H103ZM136 175H137V173H136ZM59 176H60V175H59ZM134 176H135V175H134ZM248 176H249V172H248ZM256 176H257V175H256ZM89 177H90V176H89ZM111 177H112V175H111ZM111 177L109 178L110 180H111ZM120 177H121V176H120ZM246 177H247V176H246ZM260 177H261V176H260ZM260 177H259V179H260ZM93 178H96V177L93 176ZM104 178H105V177H104ZM176 178H177V177H176ZM237 178H238V176H237ZM251 178H252V177H251ZM263 178H264V177H263ZM109 179H108V180H109ZM113 179H114V178H113ZM99 180H100V179H99ZM108 180H107V181H108ZM110 180H109V181H110ZM114 180H115V179H114ZM137 180H139V179H137ZM141 180H142V179H141ZM238 180H239V179H238ZM51 181H52V180H51ZM51 181H50V182H51ZM60 181H61V180H60ZM116 181H117V180H116ZM119 181H120V180H119ZM233 181H234V180H233ZM255 181H257V180H255ZM258 181H260V180H258ZM95 182H96V181H95ZM97 182H98V181H97ZM112 182H113V181H112ZM121 182H122V181H121ZM121 182H119V183L121 184ZM140 182H141V181H140ZM238 182H239V181H238ZM241 182H242V180H241ZM244 182H245V181H244ZM250 182H251V181H250ZM102 183H103V182H102ZM104 183H105V182H104ZM108 183H109V182H108ZM108 183H107V184H108ZM116 183H117V182H116ZM133 183H134V182H133ZM158 183H159V182H158ZM202 183H203V182H202ZM233 183L236 184V182H233ZM100 184H101V182H100ZM120 184H119V185H120ZM123 184H124V183H123ZM127 184H128V183H127ZM131 184H132V183H131ZM135 184H136V183H135ZM237 184H238V183H237ZM242 184H243V183H242ZM98 185H99V184H98ZM112 185H113V184H112ZM112 185H111V186H112ZM232 185H233V184H232ZM250 185H252V184H250ZM260 185H262V183H261ZM105 186H106V185H105ZM114 186H115V185H114ZM114 186H113V187H114ZM120 186H122V185H120ZM131 186H132V185H131ZM136 186H137V185H136ZM148 186H149V185H148ZM148 186H146V187H148ZM230 186H231V185H230ZM233 186H234V185H233ZM233 186H232V187H233ZM240 186H241V185H240ZM242 186H244V184H243ZM242 186H241V187H242ZM98 187H103V186L100 185V186H98ZM106 187L108 188V186H106ZM124 187H125V186H124ZM236 187H237V186H236ZM241 187H240V188H241ZM245 187H246V186H245ZM251 187L253 188L254 185L251 186ZM251 187H250V188H251ZM263 187H264V186H263ZM240 188H239V189H240ZM66 189H67V188H66ZM101 189H103V188H101ZM110 189H111V188H110ZM116 189H117V188H116ZM140 189H141V188H140ZM234 189H235V187H234ZM245 189H246V188H245ZM258 189H261V188H258ZM96 190H97V189H96ZM107 190H108V189H107ZM113 190H115V188H114ZM113 190H112V191H113ZM122 190H124V188H123ZM254 190H255V188H254ZM69 191H70V190H69ZM102 191H103V190H102ZM108 191H109V190H108ZM108 191H105V192L107 193ZM118 191H119V190H118ZM118 191H117V192H118ZM241 191H242V189H241ZM252 191H253V190H252ZM259 191H260V190H259ZM99 192H100V190H99ZM128 192H129V191H128ZM237 192H238V190H237ZM239 192H240V191H239ZM261 192H262V190H261ZM100 193L102 194V192H100ZM115 193H116V192H114L113 195H116ZM250 193H252V192L250 191ZM250 193H249V194H250ZM253 193H254V192H253ZM104 194H105V193H104ZM108 194H109V193H108ZM119 194H121V193H119ZM130 194H132V193H130ZM134 194H135V193H134ZM237 194H239V193H237ZM117 195H118V193H117ZM122 195H123V194H122ZM139 195H140V194H139ZM246 195H247V194H246ZM263 195H264V194H263ZM93 196H94V195H93ZM100 196H101V195H100ZM134 196H135V195H134ZM134 196H133V197H134ZM252 196H253V195H252ZM12 197H13V196H12ZM20 197H21V196H20ZM94 197H95V196H94ZM107 197H108V196H107ZM240 197H241V196H240ZM95 198H96V197H95ZM98 198H99V197H98ZM103 198H104V197H103ZM111 198H112V197H111ZM117 198H118V197L116 196V200H118ZM122 198H123V196H121V199H122ZM124 198H125V197H124ZM127 198H129V197H127ZM127 198H126V199H127ZM174 198H175V197H174ZM174 198H172V200H173ZM238 198H239V197H238ZM243 198H244V197H243ZM259 198H260V197H259ZM259 198H258V199H259ZM20 199H21V198H20ZM65 199H66V198H65ZM99 199H100V198H99ZM121 199H120V200H121ZM130 199H131V198H130ZM176 199H177V198H176ZM176 199H174L173 201L175 202ZM236 199H237V198H236ZM35 200H36V199H35ZM80 200H81V199H80ZM92 200H93V199H92ZM108 200H109V199H108ZM136 200H137V199H136ZM172 200H171V201H172ZM237 200H239V199H237ZM237 200H236V201H237ZM262 200H263V199H262ZM262 200H261V201H262ZM21 201H22V200H21ZM64 201H65V200H64ZM89 201H90V200H89ZM98 201H99V200H98ZM103 201H106V202H107V200H106V196H105V200H103ZM110 201H111V200H110ZM125 201H126V203H127V200H125ZM146 201H147V200H146ZM239 201H240V200H239ZM239 201H237V202H239ZM93 202H94V201H93ZM111 202H112V201H111ZM114 202H115V200H114ZM119 202H120V201H119ZM169 202H170V201H169ZM101 203H102V201H101ZM123 203H124V202H123ZM128 203H129V202H128ZM172 203H173V202H172ZM172 203H171V204H172ZM185 203H189V201H188V202H185ZM19 204H21V203H19ZM25 204H26V203H25ZM25 204H24V205H25ZM84 204H85V203H84ZM92 204H93V203H92ZM95 204H96V203H95ZM102 204H105V202L102 203ZM102 204H101V205H102ZM111 204H112V203H111ZM111 204H110V205H111ZM114 204H115V203H114ZM114 204H112V205H114ZM132 204H133V203H132ZM173 204H174V203H173ZM242 204H243V203H242ZM259 204H260V203H259ZM93 205H94V204H93ZM98 205H100V201H99ZM101 205H100V206H101ZM107 205H108V203H107ZM184 205H185V204H184ZM236 205H238V204L236 203ZM251 205H252V204H250V206H251ZM19 206H20V205H18V208H19ZM83 206H84V205H83ZM119 206L121 207V205H119ZM148 206H149V205H148ZM232 206H233V205H232ZM243 206H244V205H243ZM258 206H259V205H258ZM258 206H257V207H258ZM88 207H89V206H88ZM117 207H118V206H117ZM117 207H116V208H117ZM127 207H128V206H127ZM131 207H132V205L130 206V208H131ZM18 208H17V209H18ZM94 208H96V205H95V207H92V210H93ZM140 208H141V207H140ZM147 208H148V207H147ZM230 208H231V207H230ZM255 208H256V207H255ZM258 208H259V207H258ZM258 208H257V209H258ZM23 209H24V207H23ZM25 209H26V208H25ZM35 209H36V208H35ZM98 209H99V207H98ZM259 209H260V208H259ZM19 210H20V209H19ZM95 210H96V209H95ZM95 210H94V212H95ZM101 210H102V209H101ZM105 210H106V209H105ZM105 210H104V211H105ZM107 210H108V209H107ZM113 210H114V209H113ZM119 210H120V208H119ZM124 210H125V209H124ZM124 210L122 209V212H123ZM134 210H135V209H134ZM148 210H151V209H148ZM230 210H231V209H230ZM238 210H239V208H238ZM241 210H242V208H241ZM16 211H17V210H16ZM55 211H56V210H55ZM102 211H103V210H102ZM108 211H109V210H108ZM116 211H118V210H116ZM18 212H19V211H18ZM21 212H23V211H21ZM114 212H115V211H114ZM130 212H131V211H130ZM150 212H152V211H150ZM244 212H245V211H244ZM261 212H262V211H261ZM263 212H264V211H263ZM100 213H102V212L100 211ZM112 213H113V212H112ZM112 213H111V214H112ZM123 213H124V212H123ZM141 213H142V212H141ZM238 213H239V212H238ZM240 213H241V212H240ZM247 213H248V212H247ZM22 214H23V213H22ZM117 214H118V212H116V214H112V216L117 215ZM120 214H121V213H120ZM131 214H132V213H131ZM244 214H245V213H244ZM87 215H88V214H87ZM124 215H125V214H124ZM133 215H134V213H133ZM236 215H237V213H236ZM249 215H250V214H249ZM249 215H248V217H249ZM20 216H22V215L20 214L19 217H20ZM23 216H24V215H23ZM84 216H86V215H84ZM100 216H102V215H100ZM118 216H119V215H118ZM122 216H123V215H122ZM129 216H130V215H129ZM234 216H235V215H234ZM238 216H239V218L241 217L240 215H238ZM88 217H90V216H88ZM110 217H111V215H110ZM115 217H116V216H115ZM145 217H146V216H145ZM255 217H256V216H254V219H255ZM257 217H258V216H257ZM257 217H256V218H257ZM102 218H103V217H101V220H102ZM120 218H121V217H120ZM131 218H132V217H131ZM222 218H223V217H222ZM17 219H18V217H17ZM118 219H119V217H118ZM127 219H128V218H127ZM136 219H137V218H136ZM141 219H142V218H141ZM220 219H221V218H220ZM248 219H249V218H248ZM101 220H100V221H101ZM106 220H107V219H106ZM109 220H110V219H109ZM112 220H113V219H112ZM148 220H149V219H148ZM232 220H233V219H232ZM84 221H85V220H84ZM88 221H89V220H88ZM93 221H95V220H93ZM98 221H99V220H98ZM115 221H116V222H115ZM115 221H114L112 224L117 223V219H116ZM129 221H130V220H129ZM204 221H205V220H204ZM223 221H225V220H223ZM226 221H227V220H226ZM246 221H247V220H246ZM255 221H256V220H255ZM58 222H59V221H58ZM86 222H87V221H86ZM103 222H104V221H103ZM107 222H108V221H107ZM127 222H128V220H127ZM233 222H234V221H233ZM59 223H60V222H59ZM93 223H94V222H93ZM98 223H99V222H98ZM110 223H111V222H110ZM124 223H125V222H124ZM148 223H149V222H148ZM222 223H224V222H221V224H222ZM231 223H232V222H231ZM105 224H106V223H105ZM246 224H247V222H246ZM31 225H32V224H31ZM100 225H103V224H100ZM110 225H111V224H109V227H110ZM114 225H115V224H114ZM116 225H118V223H117ZM120 225H121V224H120ZM120 225H119V226H120ZM124 225H125V224H124ZM124 225H123V223H122V227H124ZM150 225H151V224H150ZM249 225H250V224H249ZM249 225H248V226H249ZM104 226L107 227V225H104ZM144 226H145V225H144ZM144 226H143V227H144ZM155 226H156V225H155ZM24 227H25V226H24ZM24 227H23V228H24ZM80 227H81V226H80ZM97 227H98V226H97ZM113 227H114V226H113ZM113 227H111V228H113ZM104 228H105V227H104ZM111 228H110V229H111ZM130 228H131V227H130ZM234 228H235V226H234ZM99 229H100V228H99ZM122 229H123V231L125 230V228H122ZM122 229H121V231H122ZM245 229H247V228H245ZM17 230H18V229H17ZM112 230H113V229H111V231H112ZM118 230H120V229L118 228ZM218 230H219V229H218ZM111 231H110V232H111ZM147 231H148V230H147ZM243 231H244V230H243ZM85 232H86V231H85ZM116 232H117V231H116ZM126 232H127V231H126ZM261 232H262V231H261ZM88 233H89V231H88ZM108 233H109V232H108ZM229 233H230V232H229ZM229 233H228V234H229ZM238 233H240V232H238ZM258 233H259V230H258ZM85 234H86V233H85ZM116 234H117V233H116ZM256 234H257V232H256ZM113 235H114V234H113ZM143 235H144V234H143ZM149 235H150V234H149ZM232 235H233V234H232ZM242 235H243V234H242ZM89 236H90V233H89ZM115 236H116V235H115ZM145 236H146V234H145ZM248 236H249V235H248ZM254 236H255V235H254ZM86 237H87V236H86ZM86 237H85V238H86ZM117 237H119V236H117ZM235 237H236V236H235ZM238 237H240V236H238ZM81 238H82V237H81ZM111 238H112V236H111ZM143 238H144V236H143ZM232 238L235 239L234 237H232ZM248 238H249V237H248ZM248 238H247V239H248ZM126 239H127V238H126ZM126 239H125V240H126ZM229 239H230V238H229ZM242 239H243V238H242ZM250 239H251V238H250ZM118 240H120V239H118ZM123 240H124V239H123ZM129 240H130V239H129ZM138 240H139V239H138ZM237 240H238V239H237ZM237 240H235L234 242H236ZM239 240H240V239H239ZM85 241H86V240H85ZM114 241L116 242L115 239H114ZM120 241H121V240H120ZM151 241H152V240H151ZM151 241H150V242H151ZM197 242H198V241H197ZM222 242H223V240H222ZM127 243H128V241H127ZM232 243H233V242H232ZM239 243H240V242H238V244H239ZM118 244H119V241H118ZM125 244H126V243H125ZM248 244H249V243H248ZM248 244H247V245H248ZM20 245H21V244H20ZM138 245H139V244H137V246H138ZM234 245H235V244H234ZM88 246H89V245H88ZM88 246H87V247H88ZM148 246H149V245H148ZM87 247H86V248H87ZM229 247H230V245H229ZM245 247H246V244H245ZM245 247H243V248H245ZM88 248H89V247H88ZM93 248H94V247H93ZM120 248H121V247H120ZM122 248H123V247H122ZM134 248H135V247H134ZM226 248H227V247H226ZM230 248H231V247H230ZM124 249H125V248H124ZM124 249H123V250H124ZM238 249H239V248H238ZM94 250H95V248H94ZM131 250H132V249H131ZM229 250H230V249H229ZM256 250H257V249H256ZM91 251H92V250H91ZM150 251H151V250H150ZM238 251H239V250H238ZM251 251H252V250H251ZM87 252H88V251H87ZM131 252H132V251H131ZM135 252H136V251H135ZM146 252H148V251H146ZM146 252H145L144 254H146ZM256 252H257V251H256ZM12 253H13V252H12ZM91 253H93V251H92ZM116 253H118V252H116ZM124 253H125V251H124L122 254H124ZM228 253H229V251H228ZM244 253H245V252H244ZM10 254H11V253H10ZM10 254H9V255H10ZM15 254H16V253L14 252V255H15ZM34 254H35V253H34ZM122 254H121V256H122ZM219 254H220V253H219ZM250 254H251V253H250ZM14 255H13V257H14ZM90 255L93 256L92 254H90ZM155 255H156V254H155ZM221 255H222V254H221ZM246 255H247V254H246ZM43 256H44V255H43ZM114 256H115V255H114ZM117 256H118V255H117ZM117 256H116V257H117ZM130 256H131V255H130ZM135 256H136V255H135ZM252 256H253V255H252ZM13 257H12V258H13ZM148 257H149V256H148ZM241 257H242V256H241ZM244 257H245V256H244ZM90 258H92V257H89V260H90ZM113 258H114V257H113ZM84 259H85V258H84ZM130 259H131V257H130ZM130 259H128V260H130ZM243 259H244V258H243ZM243 259H242V260H243ZM17 261H18V260H17ZM41 261H42V260H41ZM80 261H81V260H80ZM84 261H85V260H84ZM122 261H124V260H122ZM156 261H157V260H156ZM139 263H140V262H139ZM222 263H223V262H222ZM225 263H226V262H225ZM230 263H231V262H230ZM232 263H233V262H232ZM123 264H124V263H123ZM137 264H138V263H137ZM181 264H182V263H181ZM227 264H228V262H227Z\"/></svg>", "mask_w": 264, "mask_h": 264}]
</instances>
